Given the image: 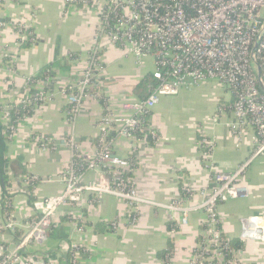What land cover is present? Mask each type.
<instances>
[{
	"label": "built area",
	"instance_id": "obj_1",
	"mask_svg": "<svg viewBox=\"0 0 264 264\" xmlns=\"http://www.w3.org/2000/svg\"><path fill=\"white\" fill-rule=\"evenodd\" d=\"M101 1L95 45L88 54L82 77L62 89L68 104L64 144L70 152V161L59 177L63 191L34 201L33 214L25 225L12 212L3 211L0 197V234L5 235L0 240V264H69L70 257L71 264H85L84 249L77 243H62L58 256L46 252L44 245L57 228L56 218L63 208L75 210L77 215L68 213L70 222L76 231L83 232L86 229L83 209L86 205L101 204L106 196L120 199L130 216L150 206L174 214L180 225L187 224L192 212L205 213V227L190 264H240V251L232 248L222 231L220 206L229 199L249 196L246 173L256 159L264 157V0ZM64 2L83 7L100 4V0ZM3 26L1 23L0 27ZM29 29L26 23L18 25V46L33 40ZM103 40L132 56L140 67L146 66L148 58L153 59L155 70L150 74L152 83L144 98L125 97L116 101L105 90L106 68L100 57ZM70 59L78 58L70 55ZM211 81L219 82L233 95L228 110L234 119L226 126L234 138L242 141L248 131L255 133L249 157L233 172L219 171L212 162L216 143L206 136L199 145L210 182L202 187L191 181L183 183L182 194L165 203L146 199L139 191L135 173L140 159L138 147L164 141L152 119L154 109L163 98L178 96L184 90ZM35 82V78L28 79V84ZM51 99V94L42 92L36 98L20 97L3 105L0 117L8 140L16 136L19 121L27 118H20L12 126L17 109L23 107L32 113ZM88 102L102 106L95 123L97 147L92 152L85 151L75 133V123ZM225 111L221 106L217 109L219 114ZM218 121L213 119L214 123ZM34 140H41L42 147L57 151V145L49 137ZM120 140L131 143L127 157L115 152ZM89 173L95 175L91 180L87 178ZM26 182L35 187L51 179L31 176ZM118 227L117 222L110 225L112 230ZM240 240L264 243V215L241 219Z\"/></svg>",
	"mask_w": 264,
	"mask_h": 264
},
{
	"label": "crops",
	"instance_id": "obj_2",
	"mask_svg": "<svg viewBox=\"0 0 264 264\" xmlns=\"http://www.w3.org/2000/svg\"><path fill=\"white\" fill-rule=\"evenodd\" d=\"M102 5L101 0L100 4L87 7L67 5L64 0L0 2V24L4 23L0 27V108L20 97L33 99L42 92L52 95L44 107L19 121L14 139L8 140L0 117V197H11V212L24 225L33 214L34 201L63 191L59 177L70 161V152L64 144L68 104L62 89L82 77L88 54L95 45ZM22 22L30 26L33 40L18 46L16 31ZM102 43L100 57L106 68L104 84L108 94L116 101L144 98L147 90L140 84L155 70L153 59L148 58L146 66L140 67L120 48L107 40ZM70 55L78 59L72 60ZM48 66H54L49 80L38 78ZM32 78L37 82L28 84ZM211 86L206 82L176 97L163 98L154 109L152 119L164 141L138 147L140 159L135 173L139 191L146 199L165 203L182 194L183 183L191 181L202 187L210 182L199 145L206 136L216 143L212 162L219 171L233 172L249 157L255 133L248 131L242 141H237L226 126L234 119L228 110L233 102L231 93L217 94L219 87L213 85L214 91L206 95L211 102L208 111L177 110L181 103L202 99L201 91ZM219 106L226 111L219 114ZM101 112L100 103L88 102L75 123L76 136L86 152L97 147L95 123ZM214 118L218 123L213 122ZM48 137L57 145V151L40 144V139ZM130 148V142L120 140L115 152L127 157ZM31 176L49 178L51 182L32 187L26 182ZM94 177V173L87 175L88 180ZM245 181L249 196L229 199L220 206L222 231L230 240H240L241 219L264 215V157L252 163ZM74 211L63 208L59 212L57 228L44 249L58 256L62 243H77L84 249L85 264H190L206 219L205 213L196 211L189 215L186 225H180L174 214L150 206L130 216L120 199L106 196L101 204L85 206L86 229L78 232L68 215ZM115 222L119 227L112 230L110 225ZM3 239L5 235L0 234ZM6 240H10L8 235ZM238 259L240 264H264V243H244Z\"/></svg>",
	"mask_w": 264,
	"mask_h": 264
},
{
	"label": "trees",
	"instance_id": "obj_3",
	"mask_svg": "<svg viewBox=\"0 0 264 264\" xmlns=\"http://www.w3.org/2000/svg\"><path fill=\"white\" fill-rule=\"evenodd\" d=\"M53 70H54V66H48V67H45L38 78H47V77H50L53 75ZM50 75V76H49ZM152 83L151 79H150V76L148 78H146V81L141 83L140 85L144 87V89L147 90L148 92V89H149V85ZM31 114V112H28V110L26 109H23V107H20L19 109H17L14 114H13V117H12V120H11V125L12 126H16L17 125V122L20 118L24 117V116H29ZM4 128V127H3ZM4 130L6 131V129L4 128ZM3 202H4V206H3V211L5 213H10L12 211L11 207H9V204H11V197L10 196H4L3 197ZM55 230V229H54ZM53 230V231H54ZM52 231V232H53ZM51 235V234H50ZM50 237V236H49ZM230 244L232 246V248H234L236 251H241L244 249V243L237 239V240H230ZM69 260V264H71L72 260H71V257L68 259Z\"/></svg>",
	"mask_w": 264,
	"mask_h": 264
},
{
	"label": "rangeland",
	"instance_id": "obj_4",
	"mask_svg": "<svg viewBox=\"0 0 264 264\" xmlns=\"http://www.w3.org/2000/svg\"><path fill=\"white\" fill-rule=\"evenodd\" d=\"M210 83H212V86L210 88H204L201 91V95L203 96L202 99H198V100H195L192 103H187V104L181 103L180 107L177 110L185 108V109H188L189 111H191L193 113L208 111L207 108L209 107L211 102L209 101L208 98H206V95H210L214 91V87L215 86L219 87V90L215 91L217 94L225 93V94H227V96L230 95L229 93H231V92L226 87L221 86L219 84V82L213 81V82H210ZM213 85H215V86L213 87ZM216 109H217V107H216Z\"/></svg>",
	"mask_w": 264,
	"mask_h": 264
}]
</instances>
